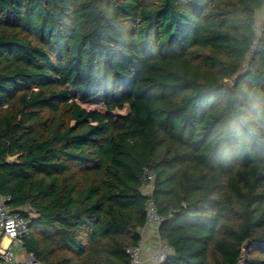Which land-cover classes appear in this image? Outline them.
I'll use <instances>...</instances> for the list:
<instances>
[{"label":"trees","instance_id":"obj_1","mask_svg":"<svg viewBox=\"0 0 264 264\" xmlns=\"http://www.w3.org/2000/svg\"><path fill=\"white\" fill-rule=\"evenodd\" d=\"M259 10L263 0H0V196L31 216L27 253L130 264L147 169L163 264H264Z\"/></svg>","mask_w":264,"mask_h":264},{"label":"built area","instance_id":"obj_2","mask_svg":"<svg viewBox=\"0 0 264 264\" xmlns=\"http://www.w3.org/2000/svg\"><path fill=\"white\" fill-rule=\"evenodd\" d=\"M264 1V0H263ZM258 23L254 27V33H258ZM154 185L153 172L145 169L144 182L140 188L141 194L146 197V219L144 226H151L157 236V249L153 250L152 244L140 238L136 245L126 248V253L129 256L130 264H139L140 255L143 249L153 253L151 264H163L167 259V254L171 251L169 245L163 242L158 235V226L161 223V217L157 212L154 199L152 197ZM9 196H0V264H14V255L12 251L13 245L22 244V239L28 234L31 223V216L24 215L20 210H12L7 202ZM26 211V208L23 209ZM141 237V236H140ZM8 242L3 244V240ZM28 264H43L35 259L32 253H27Z\"/></svg>","mask_w":264,"mask_h":264},{"label":"crops","instance_id":"obj_3","mask_svg":"<svg viewBox=\"0 0 264 264\" xmlns=\"http://www.w3.org/2000/svg\"><path fill=\"white\" fill-rule=\"evenodd\" d=\"M263 13L262 10L257 11L256 15L257 17L260 16V14ZM139 234L141 238L146 242V244L150 243L152 244L153 250L157 249L158 239L157 236H155V232L151 226H143L139 230ZM8 242L7 239L3 240V244H6ZM12 251L14 255V264H25L27 261V252L25 251L22 244L13 245ZM152 255L153 253L150 251H147L143 249L141 251L140 255V262L139 264H151L152 263Z\"/></svg>","mask_w":264,"mask_h":264},{"label":"rangeland","instance_id":"obj_4","mask_svg":"<svg viewBox=\"0 0 264 264\" xmlns=\"http://www.w3.org/2000/svg\"><path fill=\"white\" fill-rule=\"evenodd\" d=\"M263 12H264V11H263ZM262 15H263V13H261L260 16L257 17L258 25H259V22H260V19H261ZM91 101H92V102H95V103H99V102H100V100L98 99V97H94V98H92ZM120 112H121V111H115L114 113H115V114H116V113L118 114V113H120ZM25 264H28V262L26 261Z\"/></svg>","mask_w":264,"mask_h":264},{"label":"water","instance_id":"obj_5","mask_svg":"<svg viewBox=\"0 0 264 264\" xmlns=\"http://www.w3.org/2000/svg\"><path fill=\"white\" fill-rule=\"evenodd\" d=\"M226 86L230 87V86H231V82H230V81H227V82H226ZM247 244H248V241L246 240V241L243 243V247L246 248V247H247Z\"/></svg>","mask_w":264,"mask_h":264}]
</instances>
